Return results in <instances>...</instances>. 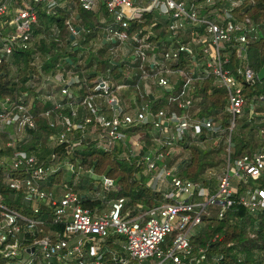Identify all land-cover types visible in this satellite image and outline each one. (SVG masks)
I'll list each match as a JSON object with an SVG mask.
<instances>
[{
	"label": "built area",
	"instance_id": "built-area-1",
	"mask_svg": "<svg viewBox=\"0 0 264 264\" xmlns=\"http://www.w3.org/2000/svg\"><path fill=\"white\" fill-rule=\"evenodd\" d=\"M250 2L75 0L70 5L66 0H0V63L13 52L33 49L41 40L48 42L57 34L55 25L50 28L49 36L33 32L38 6L52 13L57 7L66 9L65 26L73 37L71 44L79 38L74 27L78 16L75 7L97 14L104 39L115 45L110 48L111 54L119 46L126 51V58L131 57L120 81L111 76L109 67L90 80L72 70L45 76L36 91L44 89L39 97L50 106L37 115L31 109V97L24 101L25 93L14 99H0V134H8L0 149L2 146L11 149L9 154L0 156V177L13 192V200L19 198L20 203L17 207L9 206L0 193V258L5 264H52L50 257H54L56 264H198L202 261L222 264V254L207 255L203 248H197V257L194 256L190 238L203 216H209L210 207L217 208L218 219L233 206L245 207L251 215L264 211V186H244L238 191L248 178L264 180V151L258 149L230 162L227 147L224 169L215 177L212 190L178 177L174 165L166 162V156L179 141L186 136L197 139L202 130L209 131V135L226 133V142L230 141L237 118L247 105L240 77L246 81L255 78L246 62L244 46L253 26L247 19L243 23L235 16L238 8ZM149 18L164 28L158 41L148 40L147 33L142 31ZM132 25L141 27L129 34ZM233 51L240 60L234 69L228 66ZM182 53L191 58L188 71L179 66ZM196 53L203 59V66L197 72ZM38 62L39 56L35 55L33 64L38 66ZM135 68L137 74L132 71ZM209 76L226 90L225 111L229 115L226 127H216L205 118L195 117L196 110L178 113L151 109L148 100L151 86L168 89L167 103L193 107L189 92L194 81ZM29 84L35 85L32 80ZM48 85L49 89H45ZM83 86L84 92H78ZM38 116L51 133L45 144L48 151L36 155L20 146L29 137L27 130L36 128ZM252 117L250 109L248 118ZM146 123L157 133L150 138L151 144L137 133L126 138L130 127ZM7 126H11V133L6 131ZM90 141L106 150L121 143L130 156L149 148L140 154L145 170L151 174L148 184L155 186L153 190L161 192L166 201L132 217L123 213L122 198L110 200L108 210L103 213L82 207L73 188L82 175L90 179L96 175V184L106 193L116 189L113 180L102 173L94 174L92 169L75 166L67 154L54 162L51 149L62 145L65 152L72 153ZM58 174L61 180L51 181ZM68 175L70 184L65 179ZM52 225H60L62 230L51 231L48 226ZM111 232L122 237L119 248L106 242Z\"/></svg>",
	"mask_w": 264,
	"mask_h": 264
},
{
	"label": "trees",
	"instance_id": "trees-1",
	"mask_svg": "<svg viewBox=\"0 0 264 264\" xmlns=\"http://www.w3.org/2000/svg\"><path fill=\"white\" fill-rule=\"evenodd\" d=\"M75 0H66V3L72 4ZM73 5V4H72ZM76 8L78 17L74 23V27H79V38L75 39V43L71 44V34L65 26V19L68 15L64 7H57L55 12H47L45 7L38 6L36 9L37 21L32 29L35 33H44L49 36V30L52 26H56L57 34L50 37L48 42L43 40L33 49L20 50L13 52L0 63V99L10 97L11 99L17 96L31 97V109L36 115L44 108L50 106L48 101L41 100L39 94L43 92V88L36 91V88L41 87L45 76H54L58 72H65L67 68H71L73 73L86 78L93 79L100 73H105L109 67L111 76L115 80H123L127 72L123 62H119L118 57H112L111 52H107L106 48H95V39L97 26V14L84 11ZM236 19L240 22H248L253 26V30L248 34V42L245 46L246 62L251 69L256 73L263 64L264 54V0H252L238 8L235 12ZM143 32L147 33L148 40L158 41L164 34V28L158 22H153L150 18L145 22ZM141 25H132L129 34L137 30ZM99 29V28H98ZM5 32V31H4ZM76 47V49H75ZM39 56L38 66L33 64L34 56ZM70 59V62L66 60ZM195 62L198 68L197 72L203 66V59L200 53L194 55ZM240 60L235 51H233L230 68L234 69L239 64ZM179 66L188 71L191 66V58L185 53L180 54ZM136 74L138 70L132 69ZM36 76V77H35ZM32 80L35 85H30ZM243 85V95L247 99L246 110H250V105L253 106V112L262 114L261 123H252L253 119L248 118V115L241 116L238 119V127L243 129L249 126V134L242 137V133L233 130L229 139L233 146L229 147V160L232 162L237 157L261 149L264 151V139H256L253 135V130L259 133L260 127L264 128V79L257 80L253 78L250 81L240 77ZM214 78L206 77L203 80H195L192 91L189 95L192 99L193 107H197L195 117L205 118L212 122L216 127H226L229 115L225 111L226 106V90L224 87L213 85ZM179 83V82H178ZM76 88V86H74ZM49 89V85L45 86ZM85 87L79 89L78 92L83 93ZM162 89V88H161ZM169 92L166 89L161 90L162 97L156 101L149 100L153 112L158 110L184 112L185 107H178L176 103H167L166 97ZM251 123V124H250ZM36 128L27 130L28 139L20 146V149L31 151L37 149L36 143L40 147L47 143V136L51 133L45 121L39 116L36 118ZM261 128V129H262ZM6 131L11 133V126L6 127ZM128 138L130 135L140 134L141 138L145 139L148 144H151L150 138L157 136V133L149 123L135 125L129 128L126 132ZM210 132L202 130L197 139L186 136L183 140L177 143L183 149L186 157L181 162L175 165L171 163L170 156L166 157V162L175 167V174L180 178L189 179L198 182L200 185L208 187L210 190L214 188V179H206L204 173L209 168H216L222 163V157L219 155L223 150L224 145L230 144L226 142V133L221 135L219 141H215L217 135H209ZM8 134H0V143L7 141ZM127 140V139H126ZM259 140V141H258ZM215 141V142H214ZM3 142V143H2ZM213 144V145H212ZM216 149H208L214 147ZM146 149V148H144ZM52 152L55 154L54 162L62 159L66 154L69 160L75 166H81L82 169H92L94 174H104L111 178L117 189L111 191L108 195V200L122 198L123 213L127 217L137 215L139 212L136 205L144 208L157 206L166 199L161 192L153 190L149 185L150 172L145 170V166L141 161L140 154L146 152L142 150L136 156H130L128 152H124L125 148L121 143L113 145L112 149L106 150L101 147H95L93 141L83 143L78 149L72 153H67L64 146L56 145L52 147ZM11 149L2 146L0 156L9 154ZM125 156H121L122 153ZM215 154V155H214ZM216 155H218L216 157ZM224 161V157H223ZM82 175L79 179H83ZM67 183L71 181L66 176ZM55 183L61 180V174L52 178ZM85 179L88 178L85 176ZM95 186V184H94ZM93 185L87 186L84 182L73 187L78 193L82 207L87 208L90 212H97L102 209L103 200L91 198L90 193L94 190L101 192L98 185L94 188ZM244 186L263 187L264 180H252L240 186L239 192ZM94 188V189H93ZM0 193L3 196V201L12 207L20 206L19 198L13 200V192L10 191L1 181L0 177ZM106 193V192H105ZM129 210V211H128ZM209 216H203L202 223L196 228L194 235L190 238L191 253L197 257V248H203L207 255L222 254L224 260L222 264H232L241 262L242 264H264V211L257 215H251L245 207L233 206L225 216L221 219L216 217L217 208H209ZM51 231L62 230L60 225L48 226ZM216 235V238L213 239ZM122 239L121 236L110 233L107 238V243H112L114 240ZM114 246V245H113ZM114 248H119L115 247ZM204 261L198 263L203 264ZM0 264H5V261L0 258ZM106 264H108L106 262Z\"/></svg>",
	"mask_w": 264,
	"mask_h": 264
},
{
	"label": "crops",
	"instance_id": "crops-1",
	"mask_svg": "<svg viewBox=\"0 0 264 264\" xmlns=\"http://www.w3.org/2000/svg\"><path fill=\"white\" fill-rule=\"evenodd\" d=\"M76 17H78V16H76ZM97 26H98V28L95 30V32H96V37H95V39L96 40H98L97 42H96V44H98V45H96L95 46V48H106V50H107V52H110V48L113 46V48L115 47V45H113L111 42H109V41H107V40H105L104 39V32H103V30H102V28H101V24H99V22L97 21ZM109 44V45H108ZM110 44H111V46H110ZM125 52L126 51H123L122 49H120L119 48V46H117L116 47V50L114 51V52H112V54L114 55V57H118L119 58V62H123L124 63V65H125V68L127 69V64H128V62H129V60L131 59V57H127L126 58V56H124L125 55ZM67 70H72L71 68H67ZM125 77V76H124ZM123 77V78H124ZM213 85H216L217 87L219 86V87H221L220 85H219V83H218V81L216 80V79H214V81H213V83H212ZM151 94H149L148 95V99L149 100H154V101H156V100H158V99H160L161 97H162V95H161V88L160 87H158V86H151ZM166 90L168 91V89L166 88ZM163 98H165V97H163ZM133 105V104H132ZM197 109V107H190V106H188V107H186V110L185 111H187L188 113H192V112H195V110ZM250 109L251 110H253V106L252 105H250ZM184 111V112H185ZM248 112L249 111H247L246 110V107H244V110H243V114H242V116H244V115H248ZM261 116H262V114H259V113H254L253 112V117L251 118V119H253V121H252V123H255V124H260L261 123V120L262 119H260L261 118ZM251 124V123H250ZM238 123L236 124V127H235V129L234 130H237L238 131V133L239 132H241L242 133V137H246V136H248V132H249V126H247V127H245V128H243V129H240L239 127H238ZM262 127H260V129H259V133L257 134L256 133V131H254L253 130V135L256 137V139L258 138H260V139H264V133L263 132H261L264 128H262ZM219 138H221V134L216 138V139H219ZM247 138V137H246ZM263 139H262V141H263ZM259 141V140H258ZM36 147H38L37 149H33L32 148V150H31V152H33V153H35L36 155H39V154H42V153H44L45 151H48L47 150V148L44 146V144H43V147H45V148H43V147H40V145H39V143L37 142L36 144ZM228 146H233V143L231 142V139H230V144H228V145H224V147H223V150H225L226 151V149H227V147ZM180 147V146H179ZM178 147V145H175L174 146V148H179ZM174 148H172L170 151H172V150H174ZM181 148V147H180ZM215 149L214 147H208V149ZM144 151V150H149V148H146V149H141L140 150V152L141 151ZM182 150V149H181ZM170 151H169V153H170ZM125 153H126V150L124 151ZM122 153L123 154V156H125L126 154L125 153ZM175 153H171V156H170V158L169 159H171L170 161H171V163L173 164L174 163V161H175V159H176V154L174 155ZM226 154H227V152H226ZM166 157H168V156H166ZM225 158H226V156H224V162H223V167L225 166ZM222 164V163H221ZM221 164L219 165V167H221ZM219 167H216V168H219ZM213 170L214 168H209L208 170ZM223 171V168L222 169H220V170H218L217 172H215L214 173V178L219 174V173H221ZM88 180L89 181H91V179L90 178H88ZM214 181H215V179H214ZM94 182V181H93ZM96 185H98V184H96L95 183V186H94V188H96L97 186ZM99 186V185H98ZM90 196H91V198H98L99 196H100V192L99 191H97V190H94V191H92L91 193H90ZM109 201L110 200H107L106 201V204L105 205H103L102 206V209L101 210H98L97 212L95 211L94 213H103V212H106L107 210H108V207H109ZM137 206V210H138V212L140 213L141 211L142 212H144L145 211V209H147V208H144V207H141L139 204L138 205H136ZM115 241V243H109L108 245L109 246H111V247H117V245H118V243H121V241H122V239H117V240H114ZM114 245V246H113Z\"/></svg>",
	"mask_w": 264,
	"mask_h": 264
},
{
	"label": "rangeland",
	"instance_id": "rangeland-1",
	"mask_svg": "<svg viewBox=\"0 0 264 264\" xmlns=\"http://www.w3.org/2000/svg\"><path fill=\"white\" fill-rule=\"evenodd\" d=\"M109 45V44H108ZM110 46H111V44H110ZM237 123H238V118H237ZM218 137V136H217ZM215 141L217 142V141H219V139H215ZM214 141V142H215ZM213 145V144H212ZM179 147V146H178ZM214 148L216 149V146H214ZM214 149V150H215ZM171 153H175L176 154V159H175V161H174V165L176 164V163H179V162H181V160L184 158V157H186V155H185V153L183 152V149L181 150V148L179 147V148H174V150H172V151H170V153L167 155V156H170L171 155ZM174 154V155H175ZM215 155V154H214ZM222 158V164H221V167H219V168H214L213 170L211 169V170H207L205 173H204V175H203V177H205L206 179H215L214 178V173L215 172H217L218 170H220V169H224V167H223V157L224 156H226V151L225 150H221V153L219 154ZM121 156L123 157V154H121ZM218 155H216V157H217ZM94 177H92L91 178V181H89V180H87V179H85V176H83L84 178L83 179H79L78 181H76V186L79 184V183H82V182H84L85 183V185H87V186H90V185H93L94 186V184L96 183V181H98L97 180V178H95L96 177V175H93ZM96 180V181H95ZM94 181V182H93ZM215 183V182H214ZM235 184V183H234ZM152 189H155V186H153V185H151V184H148ZM214 186H215V184H214ZM94 189V188H93ZM117 189V188H116ZM111 191H109V192H107V193H105V192H103L102 190H101V192H100V196H99V198L101 199V201L103 200L104 202H103V205H105L106 204V201L108 200V199H110V198H108V195H109V193H110ZM129 211V210H128ZM123 254L124 255H126V253L125 252H123Z\"/></svg>",
	"mask_w": 264,
	"mask_h": 264
},
{
	"label": "water",
	"instance_id": "water-1",
	"mask_svg": "<svg viewBox=\"0 0 264 264\" xmlns=\"http://www.w3.org/2000/svg\"><path fill=\"white\" fill-rule=\"evenodd\" d=\"M77 30H79V27H76ZM72 38V36H71ZM76 49V47H75ZM66 60L68 62H70V59L69 58H66ZM255 78L257 80H262L264 79V54H263V64L261 65V67L259 68V70L255 73ZM49 261L52 263V264H56V261L54 259V257H50ZM8 264H15V263H8Z\"/></svg>",
	"mask_w": 264,
	"mask_h": 264
}]
</instances>
